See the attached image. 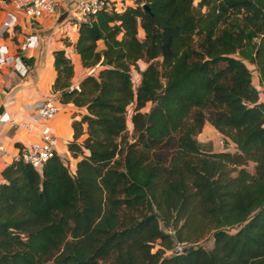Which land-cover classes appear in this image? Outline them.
I'll list each match as a JSON object with an SVG mask.
<instances>
[{"label": "trees", "instance_id": "trees-1", "mask_svg": "<svg viewBox=\"0 0 264 264\" xmlns=\"http://www.w3.org/2000/svg\"><path fill=\"white\" fill-rule=\"evenodd\" d=\"M74 22L91 72L74 86L57 49L53 91L86 109L76 169L55 153L39 171L23 149L1 171L0 264H264V0H134ZM208 122L238 151H204Z\"/></svg>", "mask_w": 264, "mask_h": 264}, {"label": "crops", "instance_id": "crops-1", "mask_svg": "<svg viewBox=\"0 0 264 264\" xmlns=\"http://www.w3.org/2000/svg\"><path fill=\"white\" fill-rule=\"evenodd\" d=\"M14 1L0 0V44L7 45L15 53L26 35L37 34L42 37V45L28 53V58H32V66H27V74L21 73L20 64L16 67H5L1 71L0 183L3 181L1 171L19 158L23 149L40 141L47 133L57 138L56 153L70 165L73 172L75 171L78 159L71 155L67 143L74 139L73 121L80 119L86 113V109L69 103L63 104V112L53 119L32 121L29 117L36 113L38 105L43 101L59 100L58 93L53 91L57 78L55 50L65 49L66 54L72 58L75 66V76L72 79L74 86H78L80 81L91 72L89 68L83 66L80 55L73 47L79 38V28L74 21L81 20L72 12L73 0H60L59 12L70 9V18L56 31H52L56 17L46 14L32 25L22 9L14 8ZM113 1L115 5L124 4V7L134 3V0ZM10 14H15L17 17V25L4 32V23ZM66 41L72 45L67 46ZM99 47L104 48L103 41L99 42ZM13 121L16 123L15 126L12 125ZM22 122L27 126H20ZM85 136L86 134L82 139Z\"/></svg>", "mask_w": 264, "mask_h": 264}, {"label": "built area", "instance_id": "built-area-1", "mask_svg": "<svg viewBox=\"0 0 264 264\" xmlns=\"http://www.w3.org/2000/svg\"><path fill=\"white\" fill-rule=\"evenodd\" d=\"M74 7L72 12L81 20H87L91 15L97 14L100 10H118L124 9V4L115 5L113 0H73ZM60 0H15L14 8L22 9L30 22L35 24L38 18L44 15L56 17L59 12ZM17 25V17L15 14H10L4 23V32ZM40 38L37 34H28L20 42L17 52H12L7 45L0 44V80L1 71L5 67H16L21 65V73H28V65L24 62V57H28V53L38 48ZM1 93V89H0ZM260 96L262 93L260 91ZM262 100V99H261ZM264 101V100H262ZM63 103L59 100L48 99L40 103L36 113L30 115L32 121L38 119L50 120L55 118L63 109ZM12 125L16 123L13 121ZM26 127V123L20 124ZM57 138L52 134H44L42 139L23 150V158L26 162L32 164L37 170L42 171L45 163L56 153ZM189 243H177L174 247L175 252H185L190 248Z\"/></svg>", "mask_w": 264, "mask_h": 264}, {"label": "rangeland", "instance_id": "rangeland-1", "mask_svg": "<svg viewBox=\"0 0 264 264\" xmlns=\"http://www.w3.org/2000/svg\"><path fill=\"white\" fill-rule=\"evenodd\" d=\"M142 35L143 32L141 30V36ZM253 43L254 45L257 44L256 38L253 39ZM236 56L238 58L243 59L247 66H251V67L253 66V60L255 56L253 51H247L246 49H242L240 50V52L236 54ZM146 66L147 63L145 61L140 62L141 69H145ZM133 78H134V84L137 87L141 79L140 71L138 69H134ZM252 83L259 91H261L262 93L261 99L264 100V86L262 85L260 75L257 71L254 74V79L252 78ZM150 108H151V103H148L144 111L147 112L149 111ZM63 110L64 109H62L61 112H63ZM127 126H128L127 136L129 137L130 140H133V138L135 137V133H134V126L131 121V115L128 116ZM197 139L200 142V145L204 151H212V152L229 151L232 153L238 151L237 145L230 139H226V137H224L220 132H218L214 128V126H212L209 122L204 127L202 133L197 136ZM246 167L250 172H254L255 164L250 162ZM213 242H214L213 237L208 236L200 243V245L204 246L206 249L209 250L213 247ZM169 254H175L174 249Z\"/></svg>", "mask_w": 264, "mask_h": 264}, {"label": "water", "instance_id": "water-1", "mask_svg": "<svg viewBox=\"0 0 264 264\" xmlns=\"http://www.w3.org/2000/svg\"><path fill=\"white\" fill-rule=\"evenodd\" d=\"M146 10H149V6L145 5L144 6ZM70 18V9H66L64 12L58 13L56 15V24L52 27V31H56L60 29L61 25L68 19ZM40 46L42 45V37H40ZM64 93V92H62Z\"/></svg>", "mask_w": 264, "mask_h": 264}]
</instances>
